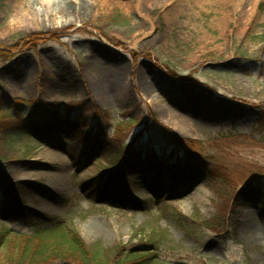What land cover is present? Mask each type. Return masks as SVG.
<instances>
[{
	"label": "rangeland",
	"instance_id": "obj_1",
	"mask_svg": "<svg viewBox=\"0 0 264 264\" xmlns=\"http://www.w3.org/2000/svg\"><path fill=\"white\" fill-rule=\"evenodd\" d=\"M232 3L0 0V93L38 113L0 130V231L65 225L88 248L264 264V0ZM45 104L70 111L47 123ZM223 173L240 185L220 237L202 223ZM18 249L11 236L0 264Z\"/></svg>",
	"mask_w": 264,
	"mask_h": 264
},
{
	"label": "trees",
	"instance_id": "obj_2",
	"mask_svg": "<svg viewBox=\"0 0 264 264\" xmlns=\"http://www.w3.org/2000/svg\"><path fill=\"white\" fill-rule=\"evenodd\" d=\"M260 8L264 11V4ZM29 46L27 45L26 49ZM3 57L4 60L9 61L7 56ZM43 106L44 110L40 109V115L47 123H50L54 117L59 116L62 112L70 111L68 109L69 106H64L63 104H45ZM34 111H36V108L32 107L31 103L20 99H12L4 93H0V113L6 118L2 122L4 124H0L1 132L6 133L5 131L8 132L18 126L15 122L18 119H20L21 123L34 120L38 115ZM76 114L82 119L79 113ZM52 116L53 118L50 119ZM82 124L86 128H93L95 126L91 123L89 125H87L88 123ZM260 124L264 126L263 121ZM4 136L9 139V136L12 135L7 134L6 136L5 134ZM112 141L119 143L118 131L113 135ZM121 155L119 153V156ZM216 176L224 184L222 195L224 205L219 208L220 214L213 221L203 222L202 227L211 231L215 236L221 237L225 229L226 215L232 208L231 202L240 184L235 182L231 174L223 173ZM237 178L244 181L246 179L245 173H240ZM253 184L255 183L251 185L254 186ZM251 185L248 187L251 188ZM156 234L153 237L161 238L160 241L164 243L166 238L163 235L160 237ZM11 236L19 244V249L13 252L14 256L6 259L4 264H170L161 255H158L161 252L159 247L145 250L122 246H118L113 250H105L97 246L88 248L79 236L65 225H58L31 235H21L8 229L1 230L0 250L6 245ZM154 240L156 239L154 238ZM160 241L157 243L158 246H163Z\"/></svg>",
	"mask_w": 264,
	"mask_h": 264
},
{
	"label": "bare ground",
	"instance_id": "obj_3",
	"mask_svg": "<svg viewBox=\"0 0 264 264\" xmlns=\"http://www.w3.org/2000/svg\"><path fill=\"white\" fill-rule=\"evenodd\" d=\"M213 2H215V3H219V4H233L232 2H239V1H241V0H212ZM231 12V11H230ZM119 81L117 82V84H116V86L119 88V89H127V87L125 86V84L121 81L122 79H118ZM114 85V84H113ZM115 86V85H114ZM214 111V110H213ZM224 111V110H223ZM210 116L208 117V119L209 120H214V121H223L224 119H226V118H229V115H230V112H229V110L228 109H226L223 113H219V112H215V113H212V114H209ZM57 183V182H56ZM55 183V184H56ZM142 192H141V190L140 189H134V193H133V195H135L136 196V194H141ZM92 226H96L97 227V224H95V223H93V225ZM91 228H94V227H91ZM251 230H258V231H260L261 232V234H264V225H260V224H258L257 226H256V223L254 224H252L251 225Z\"/></svg>",
	"mask_w": 264,
	"mask_h": 264
}]
</instances>
